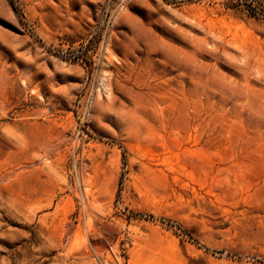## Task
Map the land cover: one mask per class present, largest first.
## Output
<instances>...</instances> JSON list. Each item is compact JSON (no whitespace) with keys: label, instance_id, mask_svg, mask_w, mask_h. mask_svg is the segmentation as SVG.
<instances>
[{"label":"rangeland","instance_id":"rangeland-1","mask_svg":"<svg viewBox=\"0 0 264 264\" xmlns=\"http://www.w3.org/2000/svg\"><path fill=\"white\" fill-rule=\"evenodd\" d=\"M0 264H264V0H0Z\"/></svg>","mask_w":264,"mask_h":264}]
</instances>
